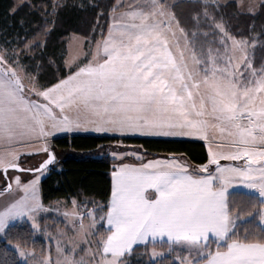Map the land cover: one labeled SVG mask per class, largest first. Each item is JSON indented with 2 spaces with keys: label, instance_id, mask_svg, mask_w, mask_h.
I'll list each match as a JSON object with an SVG mask.
<instances>
[{
  "label": "snow or ice",
  "instance_id": "obj_1",
  "mask_svg": "<svg viewBox=\"0 0 264 264\" xmlns=\"http://www.w3.org/2000/svg\"><path fill=\"white\" fill-rule=\"evenodd\" d=\"M234 6L253 14L257 7L254 0H235ZM227 7L225 0L200 3L194 20L213 39L199 43L165 0L115 4L105 25L99 24L105 13H97L91 59L79 62L77 53L65 61L66 73L48 83L20 63L21 53L0 50V174L6 180L12 179L9 169L47 170L54 153L46 138L60 132L92 131L114 140L193 137L207 148L199 165L182 154L145 162L138 153L113 151L121 162L111 172L107 201L72 213L79 216L73 234H62L55 260L49 254L40 264H130L129 256L149 245L151 257L162 255L157 243L166 244L179 264H264V230L240 232L256 216L264 223V62L254 65L249 48L256 40L232 32L221 12ZM39 47V41L24 45L29 52ZM32 151H43L46 159L38 168H22L20 156ZM130 155L139 162H123ZM241 159L243 167L220 163ZM14 179L31 194L12 197L0 210V232L24 217L36 228L35 217L45 210L37 195L40 175L23 185ZM234 185L256 190L259 201L242 193L239 200L250 205L245 208L230 200ZM11 188L6 183L3 191ZM81 242L87 247L80 249Z\"/></svg>",
  "mask_w": 264,
  "mask_h": 264
},
{
  "label": "trees",
  "instance_id": "obj_2",
  "mask_svg": "<svg viewBox=\"0 0 264 264\" xmlns=\"http://www.w3.org/2000/svg\"><path fill=\"white\" fill-rule=\"evenodd\" d=\"M117 0H60V7L53 8L52 0H0V38L11 41L13 45L24 47L27 41H39L42 47L35 48L33 55L24 60V66L29 72H39L41 83L54 81L59 75L66 73L63 63L67 41L70 35L92 39L98 35L97 13H105L99 19L100 25H105L107 13ZM201 1L173 0L170 5L182 26L189 32V38L199 43L212 41V36L205 37L208 29L197 28L194 20L195 12ZM229 7L221 9L225 21L233 33L243 34L256 40L253 47V63L259 66L264 62V7L261 3L254 14L245 13L234 6L235 1L228 2ZM98 5L99 7H93ZM15 8L13 12L12 9ZM54 22V23H52ZM195 32V36L191 34ZM121 141L124 147L131 146L140 151L145 159L168 156L170 153L182 154L192 165L206 162L207 150L201 141L172 140L163 138H118L116 140L105 136H70L55 139L53 148L61 151L50 172L40 182V194L43 204L58 200L74 199L86 208L93 209L95 205L104 204L111 191V172L120 162L111 159L108 148ZM56 157V156H55ZM1 187L0 190H3ZM235 192L229 197L237 199L241 207L250 205L239 200L240 194ZM253 202L259 198L250 195ZM255 211V209H252ZM246 220L248 218H245ZM255 227L257 231L264 228L258 216L252 218L251 225L244 224L240 228ZM18 245L27 249H36L45 254L46 243L36 238L27 222L15 223L7 227L0 238V264H22L17 253L10 247ZM160 246H166L161 244ZM214 247V245H213ZM145 250L137 249L132 255ZM158 264H166L161 262ZM169 264H177L171 262Z\"/></svg>",
  "mask_w": 264,
  "mask_h": 264
},
{
  "label": "rangeland",
  "instance_id": "obj_3",
  "mask_svg": "<svg viewBox=\"0 0 264 264\" xmlns=\"http://www.w3.org/2000/svg\"><path fill=\"white\" fill-rule=\"evenodd\" d=\"M23 1L29 2L30 0H23ZM52 1H53V4H57L60 2V0H52ZM90 1H93V0H90ZM190 1H201V2H203V0H190ZM231 1H235V0H225V2H227V3L231 2ZM133 2L138 3L139 0H117L116 4L123 3V4L127 5V4L133 3ZM172 2H173V0H165V3L169 6L170 11H172L170 8V5ZM248 2H249V0H243V3L245 5ZM254 2L257 5V7L255 9V13H256L258 10V6L262 2V0H254ZM240 10L242 12L248 13V12L244 11L242 8H240ZM250 14H253V13H250ZM253 47H254V45L249 48V54L252 56V58H253ZM3 49H7L9 54H11L13 51L21 53L20 63L23 66H24V60L27 59V57H30L31 55H33V50L31 52H29V51L25 50L24 47H19L18 45H13L11 43V41L6 42L5 40L0 38V50H3ZM93 51H94V43H91V39L83 38V37H80L77 35H70L68 38V41H67L66 51L64 54V58H63V63L65 65V61L70 59L72 56H76L77 53H79V55L77 57L79 62H87V60L91 59V53ZM53 147H54L53 144H52V146H49L50 150L54 152L56 159H57L60 156L61 151L56 149V148H53ZM206 150H207V148H206ZM113 151L129 152V153L134 152V153H138L140 156L143 157V155L140 151L136 150L135 148H133L131 146L124 147L123 143L121 141L115 142L114 144L109 146L108 155H109V157H111V159H114L113 156L111 155V153ZM182 157H183V159L187 160L186 157H184V156H182ZM43 158L46 159V156L43 155L42 159ZM133 158H136V156H134V155L126 156L123 158V160H129V159H133ZM34 160H35L34 158L24 157V158H22V160L20 159L19 162L21 164V167L23 166L25 168H38V167H33L34 163L36 162ZM114 160L121 162L120 159H114ZM220 163L222 165H231L233 163H237L240 166L245 165V161H224V160H221ZM39 165L40 164H38V166ZM212 167H214V166H212ZM50 168L51 167L47 168V170L42 171L41 173H34V172L32 173L31 171H30L31 173L26 172V173H24V178L27 180H31L35 175H40V180L37 184V191L39 193L40 182L45 177L48 176V174L50 172ZM236 186H238L237 188H239L240 190H252V189H246L242 185H234L233 187L235 188ZM12 197H15L18 199V198H20V193L15 192L14 194H11V195L0 196V210H2L3 207L11 201ZM83 207H85V210L82 209ZM87 210L88 209L86 208L85 205L79 204L78 202H76L74 205L73 202H68V201L63 202L61 200H58L57 202L55 201V204H53L52 207H48L44 211H40L39 212V213H41L40 216H39V213H38V215H36L35 220H36V224L38 225V227L33 228L32 227V221H30L28 219L26 221L30 225V227L32 228L33 232L35 233L36 238H40V239L45 241V243H46L45 254L38 252L36 249H27V248L20 247L18 245H11L10 247L17 253L22 264H40V261H42L49 254L51 255L52 259L55 260V258H56V241L58 239H61V236L64 233H67L68 236H71L73 234V231H72L73 224L75 221L79 220V216H74V215H72V213H74V212L86 213ZM65 213H68L69 215L66 216ZM84 222L87 223L88 222L87 219H85ZM261 224L264 226V223H261ZM5 230L3 232H0V238H2V236L4 235ZM64 240H66V237H64ZM62 243H63V240H62ZM86 247H87V245L84 244L83 242H81L80 249H83ZM80 249L77 250L78 255H83V256H85V258H87L86 253L80 251ZM21 250L28 253V255L21 256L20 255ZM155 250L158 253H162V255H158L155 258L151 257L152 247H148L147 251H144V252L137 254V255L129 256L128 259L130 261V264H158V262L159 263L165 262L166 264H169L171 262H176L177 264H179V261L176 259V254L175 253H169L167 250V246L158 245V246H155ZM177 252L180 255H187V252L180 249L179 247H177Z\"/></svg>",
  "mask_w": 264,
  "mask_h": 264
},
{
  "label": "crops",
  "instance_id": "obj_4",
  "mask_svg": "<svg viewBox=\"0 0 264 264\" xmlns=\"http://www.w3.org/2000/svg\"><path fill=\"white\" fill-rule=\"evenodd\" d=\"M112 134H99V133H95V132H92V131H84V130H79V131H72V132H60V133H54L52 136H49L46 138L47 142H48V146H52L53 144V141L55 139H58V138H62V137H70V136H105V137H111ZM118 138H163V139H172V140H194V141H201L205 144L204 141L202 140H199L197 138H192V137H178V138H172V137H145V136H139V135H129V136H125V137H118ZM3 147H5L4 145H0V149H2ZM33 147H39V143L37 142H33ZM18 151H20L21 153H27L28 151H30L31 149H27V148H19L17 149ZM53 152V151H52ZM54 153V152H53ZM46 154L43 152V151H39V152H36V151H32V154L28 155V154H23L20 156V159L22 160V158L24 157H30V158H34L36 161L33 165V167H38V164H40L45 158L42 159V156ZM55 155V154H54ZM144 157V156H143ZM166 156H160V157H157V158H165ZM148 159H145V162L147 161ZM237 161H245L243 159L241 160H237ZM123 162L125 163H138V159L137 157L136 158H133V159H129V160H123ZM242 163V162H241ZM37 165V166H36ZM231 165H236V166H240L238 165L237 163H233ZM244 166V165H243ZM241 166V167H243ZM253 167H256L255 165ZM22 168L24 169H29V168H25L22 166ZM31 173L30 171H15V170H11L9 169L8 170V177H11L12 179H8L6 180L4 178V176L2 174H0V188L1 187H4L6 183H10L12 185V188H11V191L10 192H5L3 190H0V196H5V195H11V194H14L15 192H18L20 193V197H23L25 195H30L31 193H25L22 189V187H19L17 186V184L15 183V179L14 177L15 176H19L20 177V182H21V185L27 183L29 180L25 179L24 178V173ZM28 178V177H27ZM238 186L235 187L236 189V192H245L247 194H250V195H253V196H256L260 199L259 195H258V192H256V190L252 189V190H240L239 188H237ZM229 192L232 193L233 192V189L230 188L229 189ZM37 195L42 203V199H41V194H40V190H39V193L37 191ZM74 199H70V200H61L63 202L65 201H68V202H73ZM57 202V201H56ZM75 202H77L75 200ZM53 204H55V202L53 203H50V204H43V207L44 209L48 208V207H52ZM41 213H39V216H40ZM38 215V214H37ZM38 216V217H39ZM39 219V218H38ZM27 221V217H24V218H16L15 220H10L9 221V224H8V227L12 224H15V223H20V222H26ZM260 224H261V221H260ZM261 226L264 228V226L261 224ZM166 239V238H165ZM158 245H161L160 243H157L156 246ZM149 247H152L151 245H149Z\"/></svg>",
  "mask_w": 264,
  "mask_h": 264
},
{
  "label": "water",
  "instance_id": "obj_5",
  "mask_svg": "<svg viewBox=\"0 0 264 264\" xmlns=\"http://www.w3.org/2000/svg\"><path fill=\"white\" fill-rule=\"evenodd\" d=\"M55 161H56V157H55V155H54V159H53V161L48 165V167L47 168H49L51 165H53L54 163H55ZM39 167V166H38ZM33 173V172H32Z\"/></svg>",
  "mask_w": 264,
  "mask_h": 264
},
{
  "label": "built area",
  "instance_id": "obj_6",
  "mask_svg": "<svg viewBox=\"0 0 264 264\" xmlns=\"http://www.w3.org/2000/svg\"><path fill=\"white\" fill-rule=\"evenodd\" d=\"M82 209L85 210V207H83Z\"/></svg>",
  "mask_w": 264,
  "mask_h": 264
}]
</instances>
